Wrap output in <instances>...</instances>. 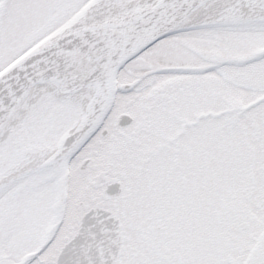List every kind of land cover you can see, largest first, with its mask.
I'll use <instances>...</instances> for the list:
<instances>
[{
  "label": "snow or ice",
  "instance_id": "obj_1",
  "mask_svg": "<svg viewBox=\"0 0 264 264\" xmlns=\"http://www.w3.org/2000/svg\"><path fill=\"white\" fill-rule=\"evenodd\" d=\"M0 264H264V0H0Z\"/></svg>",
  "mask_w": 264,
  "mask_h": 264
}]
</instances>
